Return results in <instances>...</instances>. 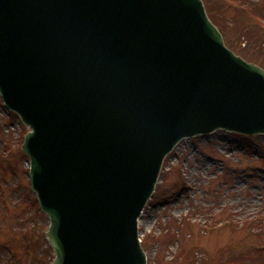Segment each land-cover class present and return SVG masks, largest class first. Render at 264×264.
Masks as SVG:
<instances>
[{
	"label": "water",
	"instance_id": "water-1",
	"mask_svg": "<svg viewBox=\"0 0 264 264\" xmlns=\"http://www.w3.org/2000/svg\"><path fill=\"white\" fill-rule=\"evenodd\" d=\"M0 94L31 128L52 264H147L139 220L178 142L264 134V69L202 0H0Z\"/></svg>",
	"mask_w": 264,
	"mask_h": 264
},
{
	"label": "rangeland",
	"instance_id": "rangeland-1",
	"mask_svg": "<svg viewBox=\"0 0 264 264\" xmlns=\"http://www.w3.org/2000/svg\"><path fill=\"white\" fill-rule=\"evenodd\" d=\"M245 4L256 7L264 24V0H245ZM211 6L214 21L227 28L232 46L239 51L255 43L256 50L264 54V42L255 41V37L248 40L246 24L235 25L232 7H217L216 2ZM28 130L0 96V264H50L48 257L54 254L40 249L48 242L37 236L50 220L33 205L35 193L30 188L28 157L21 149ZM260 137L262 141H248L237 133L217 130L178 143L164 162L159 193L148 203L140 220L142 238L149 233L161 238L147 253L148 264H187L188 251L197 264H203L220 250L240 257L239 262L244 264V253H256L258 257L264 252L259 229L245 224L258 213L264 218V158L260 156L264 135ZM189 219L193 231L186 237V250L181 253L174 223ZM212 219L213 226L215 220L230 222L210 229ZM23 234L36 237V248L30 251L32 258L24 251L26 241L19 239ZM39 254L40 261L36 257Z\"/></svg>",
	"mask_w": 264,
	"mask_h": 264
},
{
	"label": "trees",
	"instance_id": "trees-1",
	"mask_svg": "<svg viewBox=\"0 0 264 264\" xmlns=\"http://www.w3.org/2000/svg\"><path fill=\"white\" fill-rule=\"evenodd\" d=\"M206 3V8L207 11L209 13V15L211 16V18H213L214 20V12H213V8L211 6L212 2H216L217 7H223L225 5H228L230 7H232L235 10V25H238L239 23L242 24H246L245 26L249 27V31L246 32L247 34V39H253V37H255V41H260V43L264 42V24L261 23V20L259 18V11H257L255 6H246L245 4V0H204ZM244 27V25L242 26V28ZM220 28L222 30V32L224 33V35L229 34V31L227 30V28L223 25H220ZM241 28V26H240ZM237 41L238 40H234ZM230 45L232 46L230 40H229ZM234 47V46H232ZM256 44L254 43L253 46L250 48H242L241 50H239V52L245 56L246 58L250 59V60H255L261 64H264V54H260L257 50H256ZM251 49V50H250ZM160 188V187H159ZM159 188L157 190V192L155 193V197H153V199H156V195L159 193ZM36 198H35V202L34 205L37 207L36 204ZM246 226H250V228H258L260 229V233H261V238L262 240H264V218L262 217L261 213H258L257 216H255L254 218H252V220L250 221H246L245 222ZM176 228V231L174 230V237L176 236L177 238L180 237L182 245H184L185 241H186V237L193 231V227L190 224V221H184L182 224L181 222L175 221L174 223ZM37 236L43 241L44 243L46 242V240H44V236H45V232L44 229L43 230H39L37 232ZM31 236H29L28 234H23L19 236L20 240H31ZM161 240L160 237L155 236L152 233L147 234L144 238H143V246L145 248L146 251H149L155 244L156 242H159ZM32 244H28L31 249L32 248H36V243L37 240L36 238L32 240ZM26 246V245H25ZM40 249H45L46 251H48V254L50 253V247H42L40 246ZM182 252H184V248H182ZM36 257L38 258V261H40L41 259V255H36ZM40 257V258H39ZM256 259V253L254 254H246L244 253V264H252L254 262V260ZM187 262H189L190 264H197V261L193 258V253H188L187 257H186ZM240 261V257L236 256V255H231V253L229 251H223L221 253L216 254L215 256L210 257L208 260H206L203 264H242Z\"/></svg>",
	"mask_w": 264,
	"mask_h": 264
}]
</instances>
